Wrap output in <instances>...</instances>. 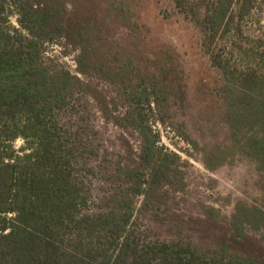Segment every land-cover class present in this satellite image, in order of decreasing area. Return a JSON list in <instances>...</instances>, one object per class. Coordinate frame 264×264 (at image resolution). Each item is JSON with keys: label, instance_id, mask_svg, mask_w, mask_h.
Here are the masks:
<instances>
[{"label": "trees", "instance_id": "trees-1", "mask_svg": "<svg viewBox=\"0 0 264 264\" xmlns=\"http://www.w3.org/2000/svg\"><path fill=\"white\" fill-rule=\"evenodd\" d=\"M172 1L199 27L220 72L206 93L220 105L228 141L202 148L206 168L243 154L264 171V69L241 66L217 48L257 0H237L236 11L234 0ZM136 15L132 0H0V264H264V239L254 236L264 231L260 206L238 203L215 241L146 238L138 216L165 203L166 188H181L179 155L159 143L150 113L169 115L186 89L175 53L142 48ZM106 18L125 25L130 48L98 41ZM61 39L78 50L76 72L45 56L46 44ZM86 96L106 121L139 137L138 152L115 165L117 182L99 212L84 178L92 170L86 161L99 152L85 129L63 120ZM206 212L216 222L218 210Z\"/></svg>", "mask_w": 264, "mask_h": 264}, {"label": "rangeland", "instance_id": "rangeland-1", "mask_svg": "<svg viewBox=\"0 0 264 264\" xmlns=\"http://www.w3.org/2000/svg\"><path fill=\"white\" fill-rule=\"evenodd\" d=\"M132 2L144 33L142 48L148 54L160 49L175 53L184 70L186 89V100L172 104L169 115L161 118L150 113L149 117L152 128L159 133V143L179 155L177 186L181 188H166L165 203L139 215L138 221L147 239L180 237L201 243L215 241L224 233L226 220L238 203L264 208V171L258 170L255 162L243 154H236L214 170L206 168L202 148L228 141L220 105L211 102L206 93L207 88L214 87L220 79V72L211 65L203 49L199 27L177 10L172 0ZM237 3L233 1V11ZM11 9L9 18L16 25L17 14L12 4ZM97 39L115 49L132 46L125 25L113 18L103 20ZM217 48L241 66L256 65L264 69V0H257L251 13L240 22L235 18L230 31L218 39ZM45 50V56L76 72L78 50L64 39L46 44ZM86 80L97 83L108 96H114L115 92L103 82ZM74 107L71 116L68 114L63 120L74 129H85L99 152L97 157L91 155L86 161L92 170L84 175L90 192V208L99 212L104 198L117 182L113 172L115 165L138 152L139 137L128 128L106 121L89 96L76 102ZM23 144V139L17 138L13 146L19 149ZM211 207L218 210L216 222L206 212V208ZM263 234L264 231L254 236L263 241Z\"/></svg>", "mask_w": 264, "mask_h": 264}]
</instances>
